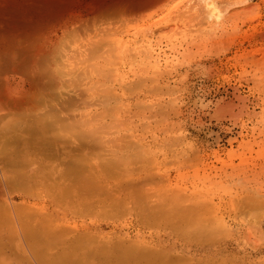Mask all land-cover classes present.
<instances>
[{"label":"rangeland","instance_id":"374dc122","mask_svg":"<svg viewBox=\"0 0 264 264\" xmlns=\"http://www.w3.org/2000/svg\"><path fill=\"white\" fill-rule=\"evenodd\" d=\"M91 1H62L41 19L50 27L45 49L28 54L30 74L0 78L3 143L22 131L25 147L38 133L23 135V124L44 117L48 131L40 121L33 132L54 125L62 138L49 140L76 147L46 161L53 142L36 140H46L38 158L32 139L14 168L0 154V264H107L115 254L148 264L130 255L136 246L161 255L156 264H264V0H106L89 20ZM47 112L64 117L50 114L52 125ZM68 155L72 171L90 170L56 187ZM39 240L49 251L37 255Z\"/></svg>","mask_w":264,"mask_h":264},{"label":"bare ground","instance_id":"6f19581e","mask_svg":"<svg viewBox=\"0 0 264 264\" xmlns=\"http://www.w3.org/2000/svg\"><path fill=\"white\" fill-rule=\"evenodd\" d=\"M62 1H64V0H0V78H6L7 79V81H8V78H13V77H15L16 75H19V74H22V76H26L27 77V75H29L30 74V72L32 71V69L34 68V66L36 65L34 62H35V59L33 58H31V57H29V52L30 51H32V50H39L40 51V49L41 50H44L45 49V47H46V44H45V40H44V34H45V31H47L48 29H49V27L50 26H48V24H47V22H42L41 21V19H43V18H45V16L46 15H48L49 16V14L50 13H53L54 14V12H55V14H56V12H60V11H57V10H61L63 7H60V3L62 2ZM67 1V0H66ZM77 1V0H76ZM80 1V0H79ZM91 0H89V3H91L90 2ZM104 1V2H103ZM105 1L106 0H94V4L95 3H97V4H95L94 6H96V7H92L91 5H90V10L88 11V13H85V16L84 17H86V19L88 18L89 20H90V18H89V16L90 15H92L93 16V14H94V12L96 13L99 9H100V12L101 11H103L104 13H105V6H106V8L110 5H105V4H107V3H105ZM116 1H118V0H116ZM137 1V0H136ZM75 2V1H74ZM83 2V1H82ZM114 2V1H113ZM112 2V3H113ZM118 2H120V1H118ZM69 3H70V1H69ZM68 3V5H70ZM99 3V4H98ZM81 4V3H80ZM115 4H116V2H115ZM139 4V3H138ZM111 5H113V4H111ZM119 5V4H118ZM121 5H122V3H121ZM135 5V4H134ZM61 6H65V4L64 5H61ZM114 6V5H113ZM116 6V5H115ZM139 6H141V5H139ZM86 7V6H85ZM88 7V6H87ZM92 7V8H91ZM123 7V6H122ZM122 7H121V9H122ZM132 7V6H131ZM102 8V9H101ZM103 8H104V10H103ZM109 8V7H108ZM107 8V9H108ZM92 9V10H91ZM106 9V10H107ZM111 10V9H110ZM76 12V11H75ZM108 12V11H107ZM51 15L52 17L55 15ZM101 14V13H100ZM96 15V14H95ZM102 15H104V14H102ZM50 16V17H51ZM99 17H101V16H99ZM98 18V17H97ZM46 19V18H45ZM48 19V18H47ZM85 20V19H84ZM91 20H92V17H91ZM75 21V20H74ZM72 22H73V20H64L59 26H60V28L61 29H66V28H68V26H69V24H72ZM88 22V21H87ZM90 23V22H89ZM91 24V23H90ZM89 24V25H90ZM58 26V27H59ZM84 26V25H83ZM55 33V32H54ZM46 37V36H45ZM54 39V38H53ZM41 42H42V44H41ZM39 43L41 44V45H39ZM40 46L39 48H37V46ZM34 61V62H33ZM3 80V79H2ZM1 80V81H2ZM3 84L5 85V83H4V81H3ZM2 84V86H4ZM2 86H0V90L2 91H4V89H5V93L7 92L6 91V86L4 87V89H3V87ZM2 88V89H1ZM0 91V93L1 94H3V91L1 92ZM4 95V94H3ZM0 96H2V95H0ZM3 98V97H2ZM23 101V100H22ZM21 102V101H20ZM20 102H19V104H20ZM23 102H25V100L23 101ZM10 105V104H9ZM13 105V104H12ZM11 105V106H12ZM16 104H14V106H15ZM18 105V104H17ZM22 105H24V104H22ZM50 111V110H49ZM65 111H66V108H65ZM68 111V110H67ZM62 113V112H61ZM33 114H35V113H32L31 115H33ZM46 114V113H45ZM47 114H48V112H47ZM46 114V115H47ZM50 114H52V115H56L55 117H56V119H58V121L59 120H61L63 117H61L60 116V114L59 113H55V114H53V113H49L48 114V116L50 115ZM67 114H68V112H67ZM52 115H50L49 117H50V119H48V121L49 122H51L52 123V125H53V122L51 121L52 119H53V116ZM59 115V116H58ZM70 115V114H69ZM20 116H22V113L20 114ZM25 116H26V114H25ZM24 116V117H25ZM29 116H30V113H29ZM52 117V118H51ZM55 117H54V120H55ZM60 119H59V118ZM26 118V117H25ZM43 118V119H42ZM42 118H40V119H37V120H33V122H31V121H29L30 120V117H29V120H28V122L30 123H24V121H25V119H24V121L22 122V123H24L23 125H26L25 127L23 126V125H19V124H17V125H19V126H15V124H12V125H10V123H9V127H13V125H14V128H15V130L18 128V127H20V128H18V129H21V127H22V129H23V135L26 133V134H28L29 132L28 131H30V133H32L30 136H32L35 132L36 133H38V135L36 136L35 134V136H36V138H35V136L34 137H30V138H32V139H34V140H32V139H30L28 136L29 135H25L26 136V138L28 137L31 141L30 142H32V141H34L35 143V146H37V147H39L38 148V150H37V147L36 148H34V150H33V148H29V144H30V142L27 140V139H25V140H27L29 143H27V141H26V143H27V147H26V150H27V148L28 149H32L33 150V152L35 151V152H37V151H39V150H41V151H39L38 153H40V154H42V152H44L42 149H44L45 148V144H46V140L48 139H50V137H52V135H50V133H57V135H59L60 136V134L58 133V132H56V131H52L55 127H54V125H53V127L52 126H49V127H51L52 129H50V132H45V130L48 128V125L49 124H44V123H47V122H43V120L45 119L46 120V118H44V117H42ZM70 118V117H69ZM69 118H67V119H69ZM19 119H21V121H22V118H18V121L17 120H15V119H13L12 121H13V123H15L14 121H16V123H18L19 122ZM32 119V118H31ZM66 118H64L63 119V121L64 122H59L60 124H62L61 125V128H60V126L58 125V124H56L57 123V120H56V122L54 121V124H56V128L58 127V129H61V130H58L59 132H61L62 133V131H63V129H62V127L63 126H65V127H63V128H68V127H66L67 125H63V123H66V122H69L68 120H67ZM73 119H74V117H73ZM39 120V121H38ZM12 121H11V123H12ZM27 121V120H26ZM37 121V122H36ZM42 122V124H41V122ZM47 121V120H46ZM62 121V120H61ZM70 121H71V118H70ZM73 121V120H72ZM71 121V122H72ZM48 122V123H49ZM74 122H75V120H74ZM74 122H72V124L74 123ZM8 124V122H5V124ZM31 123H33L32 125H31ZM27 124H28V126L30 127V126H34V127H32V128H34L33 130H36V129H38V128H36V127H38L40 124H41V127H43L44 128V126L46 127V129L45 130H43V128H42V130H41V127H40V129L39 130H41L40 132H39V130H37V131H32V129H31V127L29 128L28 126H27ZM70 124V123H69ZM72 124H71V126H72ZM36 125V126H35ZM38 125V126H37ZM71 126H70V128H71ZM27 127V128H26ZM17 129V130H18ZM21 129V130H22ZM25 129V130H24ZM27 129H29L28 131H27ZM1 130V129H0ZM11 130H14V129H10V132H12ZM15 130H14V132H15ZM16 130V131H17ZM54 130H56V129H54ZM2 131V130H1ZM5 131H8V129H6ZM46 131H48V130H46ZM4 132V131H3ZM22 132V131H21ZM21 132H20V134H21ZM28 132V133H27ZM65 132V131H64ZM68 132V131H67ZM2 133V132H1ZM1 133H0V136H1ZM13 133V132H12ZM11 133V134H12ZM17 133H19V130L17 131ZM42 133V134H41ZM46 133V136L45 135H43V134H45ZM7 134V133H6ZM13 134H16V132L15 133H13ZM20 134L18 135L19 137H17V135H16V138H15V136L13 137V139H11L10 137L11 136H9V134H7L8 136H9V139H11V140H13V145H15V144H18V143H21L20 144V146L19 145H15L14 146V148L17 146V148L19 149L18 150V152L21 150L22 152H25L24 150H25V147H22L21 145H23V144H25V143H23L22 144V142L24 141V140H22V138L23 137H21L20 136ZM40 134V135H39ZM49 134V136H47ZM79 134V133H78ZM45 136V138L44 137H41V136ZM75 135H77V134H75ZM58 136V137H59ZM6 137V135L4 136V138ZM47 137V138H46ZM61 137V136H60ZM67 137V136H66ZM2 138V137H1ZM19 138H21V139H19ZM38 138H43V140L44 139H46L45 141H44V143L42 142L41 144L39 143V142H41ZM62 138V137H61ZM74 138V137H73ZM3 139V138H2ZM76 139V138H75ZM4 140V139H3ZM8 140V139H7ZM11 140H9L8 142H12ZM20 140H22V141H20ZM36 140H38L39 142H36ZM5 141V140H4ZM18 142V143H15V142ZM20 141V142H19ZM49 141H51V140H49ZM47 142V143H50V142ZM54 141H55V139H54ZM8 142H4L3 143V141H1V139H0V154L2 155V159L1 160H3V162L4 163H6L7 164V166H5V167H12V168H14V164L15 165H18L16 162H17V160H15L13 157H15V158H17L16 156H18L19 157V154H20V152L18 153V152H16V154H14L15 152V150L17 151V149L15 148H10L9 149V147L8 148H6V143H8ZM53 141H51V143H52ZM56 142H58V140L56 141ZM60 142V141H59ZM66 142H70V141H68V140H66V141H63L62 142V144L63 143H65V144H61L60 143V145H58L57 143H55V142H53L52 144H51V146H47L48 148H45V149H47V151H48V154H47V151L45 150V152L44 153H46L47 154V158H45L46 159V161H47V159H49V158H51L52 156H54V157H58L59 158V160H57V159H53L54 161L55 160H57L58 162L59 161H61L60 159H61V157H62V153H65V149L67 148V144H66ZM33 143V142H32ZM37 143H39L40 145L38 146V145H36ZM81 142H79V144H80ZM5 144V145H4ZM11 143H9V144H7V146L8 145H12ZM33 144H31L30 146H32ZM44 146V148H43V146ZM57 145V146H56ZM62 145V146H61ZM64 145H66V146H64ZM5 146V147H4ZM24 146V145H23ZM34 146V147H35ZM61 146V148L62 147H66L64 150L65 151H62V153L61 152H59V149L60 148H58V147H60ZM68 146H70L69 144H68ZM77 146V145H76ZM81 146V145H80ZM33 147V146H32ZM41 147H42V149H41ZM52 147H54V149L52 148ZM55 147H56V149H55ZM83 147V146H82ZM81 147V148H82ZM91 147H94V148H91ZM4 148H5V150H4ZM23 148H24V150H23ZM52 148V149H51ZM88 148H89V150L91 149V150H95L96 151V149H95V146H91V145H88ZM6 149L9 151V154H8V151L6 152ZM49 149H51L52 150V152L49 150ZM71 149V150H70ZM76 149V147L74 148V147H72V146H70V148H69V151H67L65 154H64V156L66 157L67 156V154L69 153V154H73ZM4 150V151H3ZM11 150V151H10ZM61 150V149H60ZM68 150V149H67ZM81 150V149H80ZM90 150V151H91ZM78 151H79V149H78ZM7 153V154H5V153ZM14 152V153H13ZM32 151H31V153H33ZM33 153V156L34 155H36V156H38V158L40 157V156H42V155H40L39 156V154L37 155V153ZM80 152V151H79ZM82 152V151H81ZM84 152V151H83ZM82 152V153H83ZM49 153H51L50 155H49ZM76 153V152H75ZM18 154V155H17ZM24 154V153H23ZM23 154H21V156L23 155ZM46 154H44V155H46ZM5 155V156H4ZM16 155V156H15ZM79 155H81V154H79ZM78 155V156H79ZM21 156H20V160H19V164H21L22 163V166H19V168L18 169H23L24 167H25V165H27V164H25L24 165V162L23 161H25L26 162V160H22L21 159ZM32 156V157H33ZM49 156V157H48ZM69 156V158L70 159H68L69 161H64L65 162V164L67 163V166H65V169H61V170H57V169H55V174H58V177H57V179L55 178V184H54V186H59L58 184L56 185V181L59 183V182H61V181H64V180H62L63 178L64 179H66L65 177H67V176H69V178L71 177V175L73 176L72 178H74V176L75 177H77L78 176V174H79V171L80 170H82V172H86L87 171V169L88 168H86V170H84L83 171V167L80 169V167H78V168H76L77 167V164H73V166H74V168H76V169H78V170H76L75 171V173H78L77 175L75 174V175H73L74 174V168H73V166H72V168H73V171L70 169L71 167H69V165L71 166L72 165V162L74 161V159H73V157H74V155H73V157H71L70 155H68ZM81 156H83V155H81ZM81 156H79V157H81ZM1 157V156H0ZM5 157H7L8 159H6V160H4L5 159ZM23 157V156H22ZM45 157V156H44ZM54 157H52V158H54ZM75 157H77L76 155H75ZM74 157V158H75ZM52 158H51V160H52ZM68 158V157H67ZM67 158H65V159H67ZM86 157H84L83 159V161L85 162L87 159H85ZM18 159V158H17ZM37 159V158H36ZM63 159H64V157H63ZM64 159V160H65ZM76 159H78V158H76ZM80 160H82V158H79ZM78 159V160H79ZM89 159V158H88ZM31 160H32V158H31ZM52 160V161H53ZM73 160V161H72ZM79 160V161H80ZM49 161V163L51 162L50 160H48ZM70 161H72L71 162V164H69L70 163ZM78 161V162H79ZM2 162V163H3ZM2 163H1V165H2ZM4 163H3V165H4ZM29 163V162H28ZM61 163V162H60ZM80 164H81V162H79ZM5 164V165H6ZM37 164V163H36ZM64 164V163H63ZM82 165V164H81ZM32 166V165H31ZM39 166V165H38ZM4 167V166H3ZM18 167V166H17ZM21 167V168H20ZM40 167V166H39ZM47 167H49V166H47ZM46 167V168H47ZM60 167V166H59ZM63 167V166H62ZM68 167V169H66ZM46 168H42L40 171H42V172H44V171H48L49 169H51V165H50V167L49 168H47V170H45ZM57 168V167H56ZM61 168V167H60ZM6 169H9V168H6ZM15 169H16V167H15ZM22 169H21V171L18 173V175L19 176H22V175H20L21 174V172H22ZM11 170V169H10ZM44 170V171H43ZM57 170V171H56ZM88 170H90V169H88ZM15 171V170H14ZM16 171H17V169H16ZM54 170H52V172H53ZM78 171V172H77ZM11 172H13L12 170L10 171V173ZM41 172V173H42ZM49 172H50V170H49ZM48 172V173H49ZM51 172V173H52ZM73 172V173H72ZM89 172V171H88ZM51 173H49V174H51ZM54 173V172H53ZM53 173L51 174V175H53ZM69 173H72L71 175H69ZM80 173H81V171H80ZM17 174V173H16ZM48 174V175H49ZM18 175H16V176H18ZM47 175V174H46ZM47 175V176H48ZM54 176V175H53ZM21 178H24V177H21ZM47 178V177H46ZM49 178V177H48ZM69 178L67 177V179H68V182H69ZM12 179H14V180H12ZM12 179H9V180H11V181H9V184H14L12 187H14V186H18L17 184H19V183H17L18 181L15 179V178H12ZM26 179V178H25ZM71 179V178H70ZM75 179H77L78 180V178H75ZM15 180H16V182H15ZM23 180V182H25L24 181V179H22ZM60 180V181H59ZM75 181L74 179H73V181L74 182H78V181ZM7 181V180H6ZM67 182V181H66ZM67 182V183H68ZM73 182V183H74ZM73 183L71 182L70 183V187L72 188V185H73ZM72 184V185H71ZM5 185H7V183L5 182ZM76 186H77V184H75ZM74 185V186H75ZM62 186L64 187V185H63V183H62ZM68 186V184L65 186V187H67V190H71L70 189V187ZM11 187V186H10ZM78 187V186H77ZM76 187V188H77ZM1 188V187H0ZM74 188V187H73ZM87 189H88V185H87V187H86ZM75 189V188H74ZM78 189H80V187L78 188ZM77 189V190H78ZM87 189H86V191H87ZM63 190V189H62ZM67 190H65V192L67 191ZM73 190V189H72ZM71 190V191H72ZM80 193H82V192H84V190H82L81 189V191L80 190H78ZM1 192V191H0ZM24 192V191H23ZM26 192V191H25ZM63 193H64V191H62ZM67 192H69V191H67ZM79 192H77V193H79ZM62 193V194H63ZM79 193V194H80ZM65 194V193H64ZM72 196V194L71 195H69L68 197H70V199L72 198L71 197ZM66 197H67V195H66ZM73 199V198H72ZM9 210V209H8ZM13 213V212H12ZM8 214V213H7ZM3 216H4V214H3ZM8 217H9V214H8ZM4 218L2 217V220H3ZM8 219V218H7ZM1 220V219H0ZM1 223H0V225L2 224V221H0ZM2 226V225H1ZM0 226V227H1ZM7 227H6V229H10L9 227H8V224L6 225ZM39 228V227H38ZM24 229V228H23ZM11 230V229H10ZM8 230L7 231V233L9 234V233H12V232H14L13 230ZM6 234V233H5ZM4 234V235H5ZM1 236V235H0ZM13 236V235H12ZM15 236L17 237V235H15L14 234V238H15ZM5 238V237H4ZM6 239V238H5ZM16 239V238H15ZM14 239V240H15ZM18 239V238H17ZM52 240V239H51ZM54 240V239H53ZM56 240H58V239H56ZM41 242H42V240H41ZM40 242V240H39V243H37V244H40V245H37L36 244V246H39V247H35L37 250H35V251H37V252H35L34 250V253H38V254H40L41 253V251L43 252V251H49V249H47V250H44V249H42V248H44V246H42L44 243L42 242L41 243ZM3 243H7V242H4V240H3ZM8 243H10L9 242V240H8ZM116 243V242H115ZM11 244V243H10ZM119 244V243H118ZM128 244V243H127ZM48 245H50L51 246V244L49 243ZM47 245V246H48ZM120 245H122V244H120ZM119 245V246H120ZM2 245H0V247H1ZM10 246V245H9ZM41 246V247H40ZM47 246H45V247H47ZM115 246H117L116 244H115ZM114 246V247H115ZM126 246V245H125ZM129 246V245H128ZM137 248H138V246H136ZM120 248H121V246H120ZM122 248H124V246H122ZM121 248V249H122ZM130 248V247H129ZM132 248V247H131ZM137 248H136V250L134 251H131V254L129 253L130 251L128 250V253L130 254V255H133V257H134V259H136V258H138L139 257V255H141L142 256V258H147V262H149L148 264H156L155 262H157L156 260H159V259H162L161 258V255H160V258H155L156 260H155V262H154V260L152 261V258L153 257H155V255L153 256V252L151 253V254H149L148 252H144V251H141V250H137ZM0 249H3V247L2 248H0ZM46 249V248H45ZM125 249H128L127 247L125 248ZM125 249L124 250H122V252L124 253L125 252ZM116 250V249H115ZM118 251V250H117ZM0 252H1V250H0ZM51 252V251H50ZM2 253H3V251H2ZM1 253V254H2ZM33 253V252H32ZM32 254V256H34L35 258H38V254L36 255V254ZM127 253V252H126ZM143 254V255H142ZM149 254V255H148ZM4 255V254H3ZM115 255H116V257H115ZM115 255H113V257H112V255L111 256H107L108 257V263L107 264H128L127 263V261H129L130 262V260H129V258H126V260L124 259V258H120V257H118L117 255L118 254H115ZM151 255V256H150ZM158 255V253H156V256ZM42 256V255H41ZM153 256V257H152ZM159 256V255H158ZM40 257V256H39ZM105 257V256H104ZM19 258V257H18ZM34 258V259H35ZM65 258H66V260H65ZM71 259V263L70 262H66L68 259H67V257H59V258H56L55 260H54V262H52L53 264H76V262H77V260L76 259H79V260H81V257L80 258H77L76 256H72V257H70ZM106 258V257H105ZM116 258H118L119 260H115ZM154 259V258H153ZM28 260V259H27ZM40 260V261H39ZM64 260V261H63ZM79 260H78V263H81V262H79ZM24 261H26V260H24ZM23 261V262H24ZM38 264H46L43 260H41V259H36L35 260ZM136 262V263H142L143 264V260L142 261H137V260H132V262ZM160 261V260H159ZM164 261V260H163ZM1 262V261H0ZM132 262H130V264L132 263ZM145 260H144V264H145ZM27 264H28V262H26ZM159 264H160V262H158ZM172 263V262H171ZM180 263V262H179ZM90 264V263H89ZM103 264H104V262H103ZM133 264V263H132ZM147 264V263H146Z\"/></svg>","mask_w":264,"mask_h":264}]
</instances>
